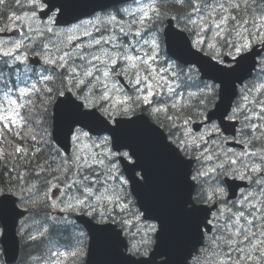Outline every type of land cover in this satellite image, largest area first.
<instances>
[{"label":"snow or ice","instance_id":"snow-or-ice-1","mask_svg":"<svg viewBox=\"0 0 264 264\" xmlns=\"http://www.w3.org/2000/svg\"><path fill=\"white\" fill-rule=\"evenodd\" d=\"M134 2L135 8H118L115 14L57 30L62 4L14 0L21 12L13 10L7 19L28 31L18 39L0 36V93L8 105L0 109V221L23 215L15 212L17 200L24 204L32 193L43 191L47 202L55 188L58 202L52 200L50 207L90 217L101 247L114 241L126 264H153V258L136 257L147 255L153 238L157 246L167 243L165 220L149 214L133 191V179L138 191L148 180L138 164L139 151L121 139L134 122L131 117L147 106L153 122L169 128L173 139L148 120H135L153 129L183 168L185 189L199 185L197 199L218 209L211 220L199 217L201 210L191 196L184 198L180 215L186 227L176 242L182 249L196 240L199 247L194 258L189 253L180 264L193 259L195 264H264V0H170L171 8L168 0ZM7 4L0 0V9ZM7 31L0 27V33ZM29 51L45 66L39 73L42 87L27 86L37 75L28 67ZM12 76L26 85L15 89V99L9 88ZM21 76L26 78L21 81ZM237 82L239 101L234 107L224 104ZM214 101H219L216 111L210 112ZM49 106L55 108L57 132L74 151H62L59 141H48ZM217 113L220 120L241 123L242 139L236 141L233 133V142L242 145L239 152L216 143L220 128L212 121ZM197 118L207 134L191 127ZM93 131L110 135L93 140ZM44 148L47 156L42 155ZM188 161L199 165L195 174ZM252 176L258 190L242 193L229 205L224 187L228 179ZM129 182L132 192L126 187ZM132 193L139 207L130 199ZM148 219L155 223H146ZM47 232L29 239L42 240ZM85 235L80 233L74 249L65 243V251L49 250L47 264H77L85 254ZM160 256L162 264H172L167 253Z\"/></svg>","mask_w":264,"mask_h":264},{"label":"water","instance_id":"water-1","mask_svg":"<svg viewBox=\"0 0 264 264\" xmlns=\"http://www.w3.org/2000/svg\"><path fill=\"white\" fill-rule=\"evenodd\" d=\"M125 1L128 0H55V2L64 6V14L58 16V25L69 24L80 18L90 16L96 11L104 10L112 5ZM238 85H241L240 82H237L235 88H231L229 94L224 97V104L233 105L238 94ZM222 110L223 109H221V111ZM215 111L216 109L210 112ZM138 118L148 120L146 117L141 116L134 118V122L128 126L121 139L140 152L142 160L140 161L141 164L138 163L139 166L145 167L148 165L147 167H149V173L145 176L150 183V197L149 200H144L143 203L141 202L142 206L147 209L149 214H158L164 217L165 220L167 243L162 241L158 246L156 245V255L162 257L160 256L161 254L167 253L172 262L180 263L181 259L187 257L189 253L192 255L193 250H196L199 246L196 240H191L181 249L180 245L176 242L177 234L186 227L180 215L182 202L184 198L189 195L192 198L194 189H185L183 184V168L164 149L162 141L159 139L156 132L142 120H135ZM225 119L220 120L219 113L213 118V120L219 121L227 134L234 133L232 132V126L229 125L230 123ZM199 127L201 128V126ZM157 130L164 135L161 130L158 128ZM93 132L104 133L97 131ZM54 138L56 142L59 141L66 151L69 150V141L66 142L64 140L63 133L57 132L55 119ZM188 164L191 168V162L188 161ZM129 175H131V172H129ZM229 187L232 192L231 197H234L236 188L232 185H229ZM133 190L135 193L141 194V191H138L136 188L134 179ZM13 199L16 198L13 197ZM196 207L201 210L198 214L199 217L207 216L209 218V212H207L205 208ZM15 212L23 213V215L13 214L7 216L4 221H0L4 228L2 245L7 263L16 262L19 255L17 226L19 219L24 216L25 212L19 210L17 206H15ZM78 221L90 229V220L85 217H78ZM91 232L92 239L87 264H118V262L123 259L118 253V245L114 241H109L101 247L100 238L94 234L92 230ZM169 246L173 247L169 248ZM152 257L155 258V253H153Z\"/></svg>","mask_w":264,"mask_h":264},{"label":"rangeland","instance_id":"rangeland-1","mask_svg":"<svg viewBox=\"0 0 264 264\" xmlns=\"http://www.w3.org/2000/svg\"><path fill=\"white\" fill-rule=\"evenodd\" d=\"M135 7H137V3L135 4V5H133V6H130V7H128V8H135ZM90 20H94V19H90ZM27 28V27H26ZM28 30V29H27ZM57 30H60L59 28H57ZM29 56H35L31 51H29L28 52V57ZM29 67V66H28ZM45 66H43V68H44ZM43 68L41 69V70H38L36 73H37V77H39V73L40 72H42L43 71ZM32 83H34V81H28V84H27V86H29L30 84H32ZM21 84L23 85L21 88H23V87H25L26 85H25V83H23V82H21ZM12 98L13 99H15L16 98V96H15V93L13 92L12 93ZM8 105H7V101L4 99V95H3V93H0V109H2V108H4V107H7ZM211 127V126H210ZM209 127V128H210ZM203 133H205V134H207V130L205 129L204 131H202ZM93 140H96V139H94V138H92ZM86 143H91V141H85ZM222 142H224L223 141V139L222 138H220L219 136H217L216 137V143L217 144H219V145H222ZM74 150H75V146H74ZM226 151L228 150V149H225ZM97 151H98V149H97ZM198 167H199V165H198ZM257 178V177H256ZM54 189V188H53ZM53 189H51L50 191H49V199H48V201L47 202H45L44 200H43V195H44V193H43V191H41L40 193H39V195H37L36 193H32L31 194V199L30 200H27L24 204H23V206L25 207V208H29V207H31V206H34V205H38V204H40V203H42V204H44V209H48L49 210V219L51 220V221H53V222H55L57 225H59V226H61V225H64L66 228H68L67 229V231H68V234L70 235V240H71V247L74 249L75 247H77L78 246V241H77V238L79 237V235H80V231L79 230H77V229H75V228H73V227H71L70 225L72 224L70 221H68V223L67 222H65L64 221V219H62V220H60L59 218H57V216H53L52 218H51V214H52V212L53 211H55V212H57V211H59L58 209H53L52 207H50V203H51V201L52 200H57V202H58V195L56 196V197H53L52 196V190ZM65 191V188H60V192H64ZM25 195L27 196V195H29L28 193H25ZM59 199H66V197H59ZM33 202H35V203H33ZM61 207L63 206V205H60ZM36 222V223H35ZM41 221L40 220H36V219H34L32 216L30 217V220L29 221H27V220H23L21 223H20V226H19V232H20V235L22 236V237H24V239L23 240H25V241H29L30 239H29V236L31 235V236H36L39 232H44V230L46 229L45 227H41ZM46 234H48V233H46ZM0 235H1V231H0ZM52 244L53 245H51L50 247H49V249L46 251V253H44V255H40V256H37V257H35V258H31V260L29 259V261L32 263V264H47V260H48V255H49V250H51V251H57V250H59V251H65V250H60L59 248H58V243L56 242V241H54V240H52ZM85 247H84V252H85ZM37 258H39V259H37ZM32 260H33V262H32ZM81 261V257L78 259V261H77V263H79Z\"/></svg>","mask_w":264,"mask_h":264},{"label":"trees","instance_id":"trees-1","mask_svg":"<svg viewBox=\"0 0 264 264\" xmlns=\"http://www.w3.org/2000/svg\"><path fill=\"white\" fill-rule=\"evenodd\" d=\"M167 5H169V7L171 8L172 7V4L171 3H168ZM15 7V3H14V0H11L10 4L8 7ZM11 11V9H9V12ZM3 13H4V10H3ZM175 13V11H174ZM5 19H4V14L3 15H0V23L1 22H4ZM13 137H10L9 140H12ZM19 142V141H17ZM5 147H7L5 145ZM10 150V149H9ZM46 150H44V152L42 153V155L44 156H47L48 154H45ZM0 167H2V165H0ZM9 167H11V165H9ZM53 167H55V165H53ZM3 179H4V182H5V186L8 185V180H9V177H8V173L5 172L4 173V176H3ZM12 179L15 180V175L12 176ZM30 212L32 211V215L37 218L38 220H40L41 222H44V216L46 215V210L44 209V205L42 203L38 204V205H34V206H31L30 208ZM60 229H55L53 228L51 230V233L49 234V239L47 242L41 244V242H28V243H25L23 245V248H22V254H21V259H20V262L18 264H22L23 260L27 258L28 254L29 253H43L46 246H47V243H51L52 241L51 240H54V241H67L68 240V236L65 235L64 233H60L59 232ZM46 240V239H45ZM65 243H63L61 246H63Z\"/></svg>","mask_w":264,"mask_h":264},{"label":"bare ground","instance_id":"bare-ground-1","mask_svg":"<svg viewBox=\"0 0 264 264\" xmlns=\"http://www.w3.org/2000/svg\"><path fill=\"white\" fill-rule=\"evenodd\" d=\"M15 7H16V5H15ZM18 9V8H17ZM25 10H27V9H25ZM6 24H5V21L4 22H1L0 23V27H3V26H5ZM85 40H87V38H84ZM242 138H241V136L238 138V140L240 141ZM44 150H46V152H45V154H48V149L47 148H44ZM254 178H256V176H253ZM257 179V178H256ZM44 205V204H43ZM30 208V207H29ZM29 208H27V211H28V213H29V215H30V217L32 216L34 219H36V220H38L37 218H35L33 215H32V211L30 212V209ZM46 210V215L44 216V222H41V227L43 226V227H45L46 229H48V234H45V237L42 239V240H39L40 242H41V244H43V243H45V242H47L48 241V239L50 238L49 237V234L51 233V230L53 229V228H55V229H60V233H64L65 235H67L68 236V240L67 241H60V240H58V241H56L59 245H62L63 243H68V244H70V246H71V240L69 239L70 238V235L68 234V231H67V229L68 228H66L64 225H61V226H59V225H57L55 222H53V221H51L50 219H49V210L48 209H45ZM36 223V222H35ZM46 239V240H45ZM39 241H32V240H29V241H25V240H22V241H20L19 242V260L21 259V254H22V248H23V245L25 244V243H28V242H39ZM52 241V240H51ZM51 245H53L52 244V242L51 243H47V246H46V248H45V250H44V252L42 253H29L28 254V256H27V258L26 259H24L23 260V262H22V264H32L30 261H29V259L31 260V258H35V257H37V256H40V255H44V253H46V251L49 249V247L51 246ZM1 256V255H0ZM32 262H33V260H32ZM35 264V263H34Z\"/></svg>","mask_w":264,"mask_h":264},{"label":"flooded vegetation","instance_id":"flooded-vegetation-1","mask_svg":"<svg viewBox=\"0 0 264 264\" xmlns=\"http://www.w3.org/2000/svg\"><path fill=\"white\" fill-rule=\"evenodd\" d=\"M259 147V145H257V148ZM249 150H255V149H249ZM250 180H252L253 182L256 180V178H254L253 176H252V178L250 179ZM255 183V182H254ZM256 185V184H255ZM250 186H253V183H250V185H249V187ZM257 187V186H256ZM193 263V262H192ZM191 263V264H192Z\"/></svg>","mask_w":264,"mask_h":264}]
</instances>
